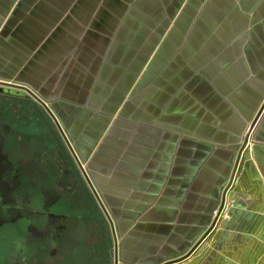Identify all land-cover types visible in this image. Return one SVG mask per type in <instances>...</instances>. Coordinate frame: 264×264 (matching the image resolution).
<instances>
[{
	"label": "crops",
	"instance_id": "obj_1",
	"mask_svg": "<svg viewBox=\"0 0 264 264\" xmlns=\"http://www.w3.org/2000/svg\"><path fill=\"white\" fill-rule=\"evenodd\" d=\"M0 79L49 105L112 211L114 256L91 197L68 213L97 264H264V115L210 229L264 101V0H0Z\"/></svg>",
	"mask_w": 264,
	"mask_h": 264
},
{
	"label": "flooded vegetation",
	"instance_id": "obj_2",
	"mask_svg": "<svg viewBox=\"0 0 264 264\" xmlns=\"http://www.w3.org/2000/svg\"><path fill=\"white\" fill-rule=\"evenodd\" d=\"M25 103L44 111L32 97L0 90V242L12 239L14 245L4 251L8 257L0 264H63L74 239L68 213L79 199L90 195L99 215L101 208L79 161L62 140L52 150L41 141L34 125L30 126ZM59 250V263L50 261ZM45 253L49 262L43 259Z\"/></svg>",
	"mask_w": 264,
	"mask_h": 264
},
{
	"label": "rangeland",
	"instance_id": "obj_3",
	"mask_svg": "<svg viewBox=\"0 0 264 264\" xmlns=\"http://www.w3.org/2000/svg\"><path fill=\"white\" fill-rule=\"evenodd\" d=\"M24 105H25L24 106L25 109L31 113L32 123L30 124V126L34 125L33 127L35 128V130H37L38 133L41 135V141H45L49 145V148L52 150L53 148L58 149L59 147H58L57 141L62 140L66 144L68 151L72 156V153H71V151L67 145L68 143L66 142V139H65L62 131L58 128L57 125H55V123L54 124L52 123L53 120L50 117L49 113L46 111L47 114H45L46 113V112H44L45 109H44V111L43 110L40 111V109L38 107H36L35 104L25 103ZM47 115L50 117L51 120L49 119V117H47ZM254 116L255 115H253V117ZM253 117H252V119H253ZM33 122H34V124H33ZM249 122L246 125V128H245V131L242 135V138L245 135V132H246V129L248 127ZM257 129H258V127L256 128V130L253 133V142L255 140L254 138H255V133H256ZM43 147L44 146L41 145V149ZM45 149H46V147H45ZM49 153L50 152H48V154ZM239 169H241V167ZM90 196H89V199H90ZM89 201H91V200H89ZM92 203H94V202H92ZM95 207H96L97 211H100V210H98L96 204H95ZM110 212L112 214V211H110ZM99 216L104 217L102 211H101ZM112 216H113V214H112ZM113 218H114V216H113ZM105 221H106L105 222L106 223V230H107L108 239H109V252H110V255L114 256L116 251H117V248H118L119 231L117 230V226L115 225L116 232L114 235L113 224H111L107 220V218H105ZM73 238L74 239L70 245V250H69L66 262H64L63 264H97L98 263L99 247H100V245H102L103 241L101 243V241L100 242L97 241L96 237H93L92 235L89 236V234H86L84 232H81L80 234L74 236ZM98 242H99V245H98ZM13 247H14V245H13L12 239L8 240L6 243L0 242V261H2L3 259L6 260L8 257L6 254H4V251L6 249L10 250ZM60 258H61V250H59L56 257L50 258V261H55V263H59ZM43 259H46L49 262V256L46 253H45Z\"/></svg>",
	"mask_w": 264,
	"mask_h": 264
},
{
	"label": "built area",
	"instance_id": "obj_4",
	"mask_svg": "<svg viewBox=\"0 0 264 264\" xmlns=\"http://www.w3.org/2000/svg\"><path fill=\"white\" fill-rule=\"evenodd\" d=\"M263 115H264V101L261 104V106L259 107V109H258L257 113L255 114V116L253 117V119L249 122L248 127H247L246 132H245V135L242 138L241 147L239 150L237 160L234 164L232 176L227 181L226 185L223 187V197H222L221 202L219 203L217 208L213 211L212 223L210 225V229H212L214 226H216L220 222V220L225 218L228 214L230 201L226 198V195H228V193H229L228 191L230 190V188L232 187V185L235 182L237 173L239 172V170H240L239 168L241 167L242 160L244 159L248 150L253 145V133L256 130V128L258 127ZM62 133L66 139V142L68 143V146L71 150L72 155L79 161L81 171L84 174V177L86 178V181L88 182V185L90 186L91 191L93 192V195L97 199V202L100 205L101 211L103 212L105 218H107V220L111 224H113V233L115 235V232H116L115 221H114V218H113L110 210L108 209L106 203L104 202L102 195L99 193L96 185L94 184V181L91 178L90 173L86 168V165L81 161L79 156L76 154V152H75L70 140L68 139V137L65 135L64 132H62Z\"/></svg>",
	"mask_w": 264,
	"mask_h": 264
},
{
	"label": "water",
	"instance_id": "obj_5",
	"mask_svg": "<svg viewBox=\"0 0 264 264\" xmlns=\"http://www.w3.org/2000/svg\"><path fill=\"white\" fill-rule=\"evenodd\" d=\"M0 90H1V92H4L5 94H9V95L22 96L25 98L32 97L37 102H39L44 107V109L49 113V115L59 124V121L55 117V114L53 113V111L51 110L49 105L47 103H45V101L41 97H39V95L36 94L30 88H28L24 85H19L17 83L11 82V81H6V80L0 79Z\"/></svg>",
	"mask_w": 264,
	"mask_h": 264
}]
</instances>
